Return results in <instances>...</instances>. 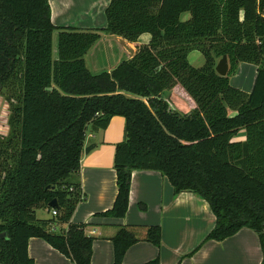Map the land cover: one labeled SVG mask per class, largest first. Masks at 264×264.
I'll return each mask as SVG.
<instances>
[{
	"label": "trees",
	"instance_id": "16d2710c",
	"mask_svg": "<svg viewBox=\"0 0 264 264\" xmlns=\"http://www.w3.org/2000/svg\"><path fill=\"white\" fill-rule=\"evenodd\" d=\"M105 18L104 29L55 27L48 0H0V94L8 86L17 91L9 134L0 136V264H34L31 238L71 264H91V224L71 222L83 195L71 178L87 133L106 129L113 117L125 121L113 156L117 194L96 217L123 218L131 173L156 171L175 195L209 203L215 227L205 240L221 242L248 228L264 256V0H111ZM100 33L130 44L143 34L150 40L111 72L93 74L86 55ZM192 51L205 57L203 67L188 63ZM223 56L225 77L215 72ZM240 63L256 67L248 94L229 82ZM171 93L189 113L171 104ZM241 132L244 140L236 141ZM38 210L56 216L40 219ZM111 241L112 264H124L139 241L159 247L161 229L121 226Z\"/></svg>",
	"mask_w": 264,
	"mask_h": 264
},
{
	"label": "crops",
	"instance_id": "0c3cea01",
	"mask_svg": "<svg viewBox=\"0 0 264 264\" xmlns=\"http://www.w3.org/2000/svg\"><path fill=\"white\" fill-rule=\"evenodd\" d=\"M110 1L48 0L50 21L55 27L81 31L104 29L107 25L105 9ZM109 37L122 39L100 33V39L86 55L88 67L89 54L96 51L94 61H100L99 45ZM149 40L150 35L143 34L135 44L123 41L135 52L136 45H145ZM55 54L56 45L54 57ZM237 73L242 76L241 83L233 85L229 78L230 85L250 93L256 67L240 63ZM174 97L178 98L171 93L169 100ZM124 127L122 117H113L106 129L88 132L84 149L91 145L94 147L88 153L83 149L80 171L71 178L72 182L80 184L83 194L71 222L91 224L86 229V234L94 238L91 264L113 263L111 239L121 226H159L161 229L159 247L139 241L125 252L124 264H142L154 259H158L159 264H262L264 256L258 237L248 228L221 242L205 240L215 227L209 203L189 192L175 195L168 180L156 171L131 173L129 204L123 218L96 217V214L111 209L117 194L113 156L116 144L124 139ZM235 140H244V132ZM27 251L34 264H71L40 238L29 239Z\"/></svg>",
	"mask_w": 264,
	"mask_h": 264
},
{
	"label": "water",
	"instance_id": "95a60500",
	"mask_svg": "<svg viewBox=\"0 0 264 264\" xmlns=\"http://www.w3.org/2000/svg\"><path fill=\"white\" fill-rule=\"evenodd\" d=\"M99 49L101 59L100 61H98L97 63H95L94 61V52L96 51H93V53L91 52L88 57L91 72L93 74H98L103 71L111 72L121 62L131 59L135 53L130 47L127 46L125 41L113 37H109L102 43H100ZM215 72L221 77H225L227 75L228 61L226 56H223L221 59L218 60L215 65ZM170 102L175 108L178 109L179 112L183 114L189 113V109L187 108L186 103L181 99L174 97V99H170ZM93 147V145L86 147L84 149V153H88ZM49 208H57L56 200H52L49 203ZM3 236V234L0 235V237Z\"/></svg>",
	"mask_w": 264,
	"mask_h": 264
},
{
	"label": "rangeland",
	"instance_id": "374dc122",
	"mask_svg": "<svg viewBox=\"0 0 264 264\" xmlns=\"http://www.w3.org/2000/svg\"><path fill=\"white\" fill-rule=\"evenodd\" d=\"M189 13H183L180 15V21L185 22L189 19ZM57 32L53 33L52 38V52L55 53V45H56V38ZM188 63L194 68H201L205 64V57L198 51H192L188 54ZM218 60L216 61V63ZM90 69V67H89ZM236 74V73H235ZM233 74L230 78L233 80V85H239L241 83L242 76L240 74ZM237 80V84L235 83ZM16 90L12 88V86H8L2 90L0 94V136H8L9 134V125H8V118H9V110H10V102H16ZM37 217L43 219L45 217H52L50 213L47 214L45 210H38L36 213Z\"/></svg>",
	"mask_w": 264,
	"mask_h": 264
},
{
	"label": "built area",
	"instance_id": "2783aa9c",
	"mask_svg": "<svg viewBox=\"0 0 264 264\" xmlns=\"http://www.w3.org/2000/svg\"><path fill=\"white\" fill-rule=\"evenodd\" d=\"M51 216H52V217H55V216H56V211H52V212H51ZM50 230H51L52 232H57V228H56L54 225L50 226Z\"/></svg>",
	"mask_w": 264,
	"mask_h": 264
}]
</instances>
